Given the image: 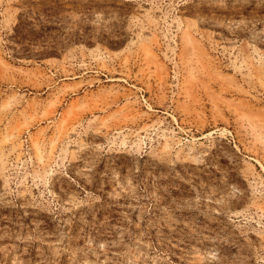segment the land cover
<instances>
[{
    "label": "rangeland",
    "instance_id": "rangeland-1",
    "mask_svg": "<svg viewBox=\"0 0 264 264\" xmlns=\"http://www.w3.org/2000/svg\"><path fill=\"white\" fill-rule=\"evenodd\" d=\"M0 264H264V0H0Z\"/></svg>",
    "mask_w": 264,
    "mask_h": 264
}]
</instances>
